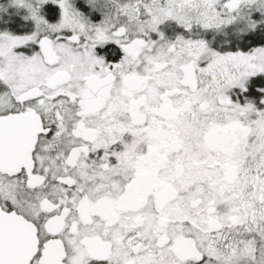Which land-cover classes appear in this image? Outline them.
<instances>
[{"label": "snow or ice", "instance_id": "1", "mask_svg": "<svg viewBox=\"0 0 264 264\" xmlns=\"http://www.w3.org/2000/svg\"><path fill=\"white\" fill-rule=\"evenodd\" d=\"M0 264H264V0H0Z\"/></svg>", "mask_w": 264, "mask_h": 264}]
</instances>
